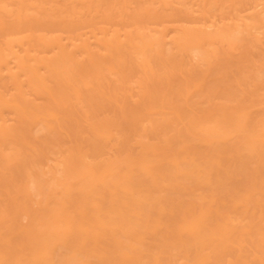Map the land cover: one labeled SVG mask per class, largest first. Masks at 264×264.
Wrapping results in <instances>:
<instances>
[{
	"label": "rangeland",
	"instance_id": "374dc122",
	"mask_svg": "<svg viewBox=\"0 0 264 264\" xmlns=\"http://www.w3.org/2000/svg\"><path fill=\"white\" fill-rule=\"evenodd\" d=\"M263 133L264 0H0L2 264H264Z\"/></svg>",
	"mask_w": 264,
	"mask_h": 264
},
{
	"label": "bare ground",
	"instance_id": "6f19581e",
	"mask_svg": "<svg viewBox=\"0 0 264 264\" xmlns=\"http://www.w3.org/2000/svg\"><path fill=\"white\" fill-rule=\"evenodd\" d=\"M260 138H261V140L262 141H264V133L263 134H261L260 135ZM248 145L250 144V141H249V143H247ZM246 144V145H247ZM105 169V168H104ZM104 171V170H103ZM104 175V174H103ZM86 178V177H85ZM91 184V183H90ZM81 190V189H80ZM81 192V191H80ZM82 193H83V191H82ZM118 206V208L120 207V205H117ZM116 206V207H117ZM123 206L124 207H126V206H128V205H125V204H123ZM130 206V205H129ZM112 208V207H111ZM114 209H112L111 210V213L114 215V217H113V219H110V223H112V224H114L115 226H119V225H121V224H123V223H128V222H130V220H129V218H126L125 216H123L122 214H120L121 213V210H122V208L121 209H119L118 210V208H115V207H113ZM107 210H108V208H107ZM95 213V212H94ZM96 214V213H95ZM94 214V215H95ZM97 214H98V212H97ZM140 218V217H139ZM138 219V218H137ZM109 222V221H108ZM139 222V221H138ZM135 223H137V222H135ZM137 225V224H136ZM122 226V225H121ZM138 226V225H137ZM201 226V225H200ZM197 227V226H196ZM200 229V228H199ZM49 231V230H48ZM51 233V232H50ZM227 234V233H226ZM41 236H42V234H41ZM44 236H46V233H45V235ZM197 236V235H196ZM225 236V235H224ZM38 238L37 239H39V235L37 236ZM52 237H53V233H52ZM194 237H195V235H194ZM44 238V237H43ZM43 238H41L40 240H44ZM198 238V237H197ZM48 240V238H47V236L45 237V240ZM53 239H57L56 237H53ZM52 239V240H53ZM39 240V241H40ZM44 240V241H45ZM214 241V240H213ZM49 242V241H48ZM43 244H44V242H43ZM58 244V243H57ZM42 245V244H41ZM116 246V245H115ZM117 247V246H116ZM47 247H45V249H46ZM44 249V250H45ZM115 251V250H114ZM42 252V251H41ZM43 255V254H42ZM222 255V254H221ZM46 256V255H45ZM123 256V255H122ZM217 259V258H216ZM124 260V259H123ZM122 260V261H123ZM47 261V260H46ZM101 262V261H100ZM0 263L2 264V262H1V260H0ZM47 263V262H46ZM64 264H68V263H64Z\"/></svg>",
	"mask_w": 264,
	"mask_h": 264
}]
</instances>
